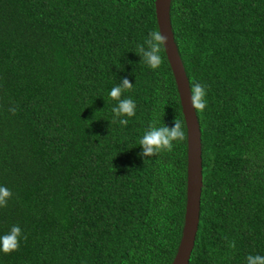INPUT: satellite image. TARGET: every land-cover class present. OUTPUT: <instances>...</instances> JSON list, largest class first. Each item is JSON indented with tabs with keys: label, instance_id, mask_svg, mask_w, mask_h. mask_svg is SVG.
Masks as SVG:
<instances>
[{
	"label": "trees",
	"instance_id": "trees-1",
	"mask_svg": "<svg viewBox=\"0 0 264 264\" xmlns=\"http://www.w3.org/2000/svg\"><path fill=\"white\" fill-rule=\"evenodd\" d=\"M155 1L0 0V186L12 192L0 236L22 230L0 264L173 262L187 128L165 49L155 70L135 52L159 30ZM171 20L190 84L207 93L189 264H246L264 255V0H172ZM125 78L136 110L121 126L108 93ZM175 118L185 139L142 157L149 125Z\"/></svg>",
	"mask_w": 264,
	"mask_h": 264
},
{
	"label": "clouds",
	"instance_id": "clouds-1",
	"mask_svg": "<svg viewBox=\"0 0 264 264\" xmlns=\"http://www.w3.org/2000/svg\"><path fill=\"white\" fill-rule=\"evenodd\" d=\"M167 37L160 30L150 31L143 43L138 44L136 54L141 57V61L149 68L155 70L161 66L163 59L161 52L166 48ZM133 84L128 79H122L119 84H116L108 96L116 101L112 107L113 115L111 123H118L121 126H126L128 120L125 117L135 115L136 103L130 97H124L123 93L131 91ZM191 105L195 112H202L207 106L206 86L201 83H191ZM9 112L15 114L17 108L10 107ZM185 139L184 122L181 119L175 118L173 126L170 128L164 123L160 124L158 120H154L147 130L144 131L139 139V146L142 148L140 155L142 157H152L158 155L162 151H172L173 142L183 141ZM12 192L6 186H0V207H6L7 201L11 199ZM22 230L19 225H13L10 230L0 236V251L7 254L19 248ZM26 239V237H24ZM232 247L235 246L233 242ZM246 264H264V255L249 254L246 257Z\"/></svg>",
	"mask_w": 264,
	"mask_h": 264
},
{
	"label": "water",
	"instance_id": "water-1",
	"mask_svg": "<svg viewBox=\"0 0 264 264\" xmlns=\"http://www.w3.org/2000/svg\"><path fill=\"white\" fill-rule=\"evenodd\" d=\"M172 0H156L159 30L167 37L165 52L177 84L187 128L186 212L181 241L171 264H189L195 248L201 215L203 191L202 132L197 112L191 105L190 81L175 41L171 20Z\"/></svg>",
	"mask_w": 264,
	"mask_h": 264
}]
</instances>
